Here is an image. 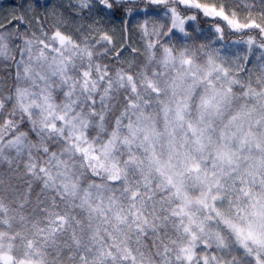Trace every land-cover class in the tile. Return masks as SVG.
Instances as JSON below:
<instances>
[{
  "label": "snow or ice",
  "instance_id": "obj_1",
  "mask_svg": "<svg viewBox=\"0 0 264 264\" xmlns=\"http://www.w3.org/2000/svg\"><path fill=\"white\" fill-rule=\"evenodd\" d=\"M0 264H264V0L0 8Z\"/></svg>",
  "mask_w": 264,
  "mask_h": 264
},
{
  "label": "rangeland",
  "instance_id": "obj_2",
  "mask_svg": "<svg viewBox=\"0 0 264 264\" xmlns=\"http://www.w3.org/2000/svg\"><path fill=\"white\" fill-rule=\"evenodd\" d=\"M61 2H66V0H52V4H58ZM90 22V21H89ZM210 25H213V22L210 20H205L204 18H199L198 22H197V26L203 28L206 32L209 29ZM105 27L109 28V29H116L117 31H119V29H121L123 26L120 23V20L118 19H113L112 23L105 25ZM227 39L229 40H235L237 39V37L235 36H229L227 37ZM132 42H133V46H139V37L138 36H132ZM206 42V40L201 37L197 43H204Z\"/></svg>",
  "mask_w": 264,
  "mask_h": 264
},
{
  "label": "trees",
  "instance_id": "obj_3",
  "mask_svg": "<svg viewBox=\"0 0 264 264\" xmlns=\"http://www.w3.org/2000/svg\"><path fill=\"white\" fill-rule=\"evenodd\" d=\"M15 3V0H2V4H0V8L8 9ZM52 3V0H51ZM143 6V5H142ZM119 13L116 14V17H113V19H117L119 17Z\"/></svg>",
  "mask_w": 264,
  "mask_h": 264
}]
</instances>
